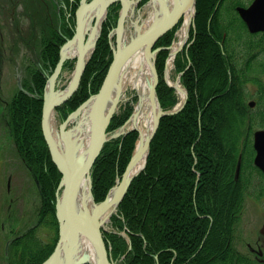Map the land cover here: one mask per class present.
I'll use <instances>...</instances> for the list:
<instances>
[{
  "label": "trees",
  "instance_id": "trees-1",
  "mask_svg": "<svg viewBox=\"0 0 264 264\" xmlns=\"http://www.w3.org/2000/svg\"><path fill=\"white\" fill-rule=\"evenodd\" d=\"M203 1L196 0L189 42L174 61L175 70L182 73L186 102L177 113L160 118L145 167L133 178L110 218L114 232L104 233L110 258L116 264H257L249 253L238 251L236 233L246 199L264 198V176L253 166L251 140L254 130L264 128V89L258 82V110L253 112L247 105V83L254 56L241 65V49L237 51L242 45L247 51L257 48L259 41L253 39L258 35L247 34L235 16L234 7L243 5L242 0ZM212 4L215 12L210 21L208 13L201 14ZM226 6L230 14L224 19ZM119 9V4L108 8L78 90L56 109L60 119L98 92L112 62L109 34L116 27ZM210 25L211 35L206 31ZM178 26L153 46V50L161 48L155 69L156 96L163 111L178 103L175 90L163 80L166 48ZM58 37L56 30L49 29L41 39L40 65L32 67L29 80L22 82L6 105V126L15 153L33 179L41 201L36 224L9 243L8 264H41L53 251L58 236L55 191L61 175L41 133L44 88L59 58ZM206 51L218 57L219 63L212 71ZM71 66L70 61L66 62L64 69ZM199 71L202 83L197 79ZM215 79L220 80V86H230L222 100H218L217 88L207 87ZM204 103L209 104L206 110ZM130 114L131 108H126L114 115L107 131L122 126ZM137 139L138 132L131 131L105 143L91 171L95 203L104 201L115 178L123 174ZM222 181L225 184L220 186ZM157 215L162 221L160 226L154 219ZM41 227L54 231L50 243L38 237Z\"/></svg>",
  "mask_w": 264,
  "mask_h": 264
},
{
  "label": "water",
  "instance_id": "water-1",
  "mask_svg": "<svg viewBox=\"0 0 264 264\" xmlns=\"http://www.w3.org/2000/svg\"><path fill=\"white\" fill-rule=\"evenodd\" d=\"M154 1L166 9L170 15L169 19L156 28H150L145 32L136 35L123 46L120 44V35L128 18L130 6L133 3L132 0H89L88 2L86 0H81L79 7L75 11L74 34L71 39L66 40L60 47L58 62L46 84L41 110L42 137L47 146L51 160L61 175L60 182L55 192V218L58 227L57 241L54 245L53 251L47 259L42 262V264H62V251L65 253L64 264H88V262L84 260L76 263L72 262V257H70V246L72 236L75 233H81L95 246L98 254V264H115L110 259L109 248L104 239L101 222L102 214L110 206V204L106 202L110 191L108 192L105 200L98 204L101 205V210H96L92 214L87 212L84 214H78L76 212V196L81 182L85 179L89 182L91 194V171L96 159L104 147V144L109 140L107 137V129L115 114L118 98L113 101L110 108L107 107L108 100L111 96L118 72L125 59L134 50L142 47H147L149 51H151L152 47L159 41V39L171 31L179 23L189 5H194L195 13L196 0H182V2L179 3L178 0H172V5H170L168 0ZM114 3H119L121 10L113 34L115 39L113 60L97 94L89 99L92 101L90 108L92 140L87 157L85 160H82L80 156H76L70 151L69 146H66V150L64 152L60 151V148L52 135L50 121L55 110L67 102L78 90L85 66L99 38L102 18L106 17L109 6ZM236 11L241 20L245 23L249 33L255 34L258 32H264V0H253L249 7H237ZM87 23H89V25L91 24L90 28H85ZM74 46L76 47L77 55L75 56V67L72 77L65 90L57 91L56 85L61 75L63 65L67 60L71 59L68 56H65L64 52L70 51ZM153 70L155 73V80L150 92L156 97L158 77L154 68V57ZM186 97L187 93L185 91L182 103L177 105L172 111L168 112L163 111L158 103L159 113L156 119L155 127L146 145V158L150 142L157 130L160 118L162 116L180 111L185 104ZM249 105L252 107L254 103L250 102ZM67 122L68 120L63 121L60 125V136L64 143L69 136L65 130ZM132 130L135 129H131L130 131ZM252 139V146L254 150L253 165L264 175V129L256 130L253 133ZM146 158L142 168L128 179L130 169L134 162V155H132L119 182V193L117 195L116 207L122 200L133 178L143 170ZM239 169L240 160L237 163L235 179L238 177Z\"/></svg>",
  "mask_w": 264,
  "mask_h": 264
},
{
  "label": "rangeland",
  "instance_id": "rangeland-1",
  "mask_svg": "<svg viewBox=\"0 0 264 264\" xmlns=\"http://www.w3.org/2000/svg\"><path fill=\"white\" fill-rule=\"evenodd\" d=\"M142 1L140 2V0H138L132 6V12L130 13V17L124 27L127 37H129L131 32H133L132 22L138 20L139 18L142 20L146 16L145 13L148 8V3L145 2L144 4H141ZM205 1L206 0L203 2L205 3ZM250 1L251 0H242V2L246 5H248ZM24 4L25 0H0V264H6L7 261L4 254L5 245L13 238L21 235L36 224L38 219V210L41 203L33 179L29 176L25 167L21 164V161L15 153L13 143L6 126V105L10 102L13 95L19 90L22 82L29 80L32 67H35L39 62L40 38L49 32V29H47L49 26L47 25L43 14L42 17L41 14L40 16L36 15V4H33L31 0L25 5ZM211 6V9L207 12L206 9H203L201 15H203V13L207 15L208 13L209 18L211 19L215 12L214 5L212 4ZM12 8H16L13 13V17H11ZM51 13L54 21L52 28L56 29L57 22L55 8L52 9ZM107 15L108 14H106V18ZM106 18L102 19V25L106 21ZM181 23L173 33L170 46L177 40L176 33L180 29ZM191 28L192 24L189 28L188 39L182 48L189 42ZM210 30L211 25L210 29L206 27V31L209 35H211ZM112 33L113 32H110L109 36L111 47L114 49L115 42ZM240 34L244 36L242 32H240ZM204 38L207 40L209 39V36H204ZM253 40L259 41L257 48L247 51L245 46L242 45L239 49H237V51H240L241 49L240 56L238 54V57H243L240 59L242 62L241 65L245 63L246 59L254 56L249 64L251 72H248V80L250 81L247 83V88L250 95L247 99V105L248 102L254 101L256 105L250 109L255 112L258 110L257 102L258 89L261 87L260 84L264 89V36L259 35ZM111 53L113 55L112 49ZM204 55L208 58L211 65L210 69L212 71V69L219 63L217 59L218 57L211 51H206ZM70 63L72 64L70 69H63V73L56 88L57 90H63L71 79L72 72L75 67V60H70ZM165 70L166 60L163 69L164 76H166ZM167 76L168 77L166 79H169L170 81L178 79V73L175 70L174 61ZM197 79L201 83L204 81L200 71ZM219 81L217 82L215 79V82L213 84L211 83L207 87L210 89L213 87L217 88L218 92H220V94H217L218 96L220 95L218 100H222L225 94L229 91L230 86H226V84L220 86L221 82ZM180 85L182 86L181 82ZM176 96L178 102H180L178 94H176ZM91 97H93V95L86 101H88ZM137 101L138 97L136 93L130 89H127L121 96L118 97L115 115H119L126 108H131V114L122 126L113 132H108V138H120L131 132V129L127 128V122L132 116L134 106ZM210 102L211 99H209L208 103L210 104ZM209 104L204 103V110H206V106ZM37 105L35 104L34 107H37ZM81 105L72 113H75L79 108L81 109ZM176 106L177 104L172 109ZM72 113H70L65 119H60L55 110L54 130L60 134V125L66 120H68V122L65 130L67 131L71 129L73 125L69 123V119ZM118 179L119 177L115 178L114 185L108 190V192L116 185ZM224 184L225 183L222 181L220 186H223ZM115 213L116 210L112 215ZM154 219L157 221L156 225L160 226V224H162L161 218L158 217V215L157 217L155 216ZM103 229L105 232H111L113 230L110 219L104 223ZM154 230H156V228H154ZM211 232L212 231L210 230V233ZM37 235L44 243H50L54 238V231L48 227H41L38 230ZM236 236L237 246L243 253L249 252L246 244L256 250L260 247L264 252V198H261L260 200L246 199L244 210L237 227Z\"/></svg>",
  "mask_w": 264,
  "mask_h": 264
},
{
  "label": "bare ground",
  "instance_id": "bare-ground-1",
  "mask_svg": "<svg viewBox=\"0 0 264 264\" xmlns=\"http://www.w3.org/2000/svg\"><path fill=\"white\" fill-rule=\"evenodd\" d=\"M171 1L172 0H168L170 5H172ZM214 1V3H216L218 0ZM179 2H182V0H178V3ZM193 13L194 5L191 4L187 8L182 19L181 27L176 33L177 40L176 42H173L172 47L170 48L166 60V78L168 77L167 75L172 67V63L177 52L182 48L188 39V32L192 22ZM145 15L144 19L140 20L139 18L138 20L132 22L133 32H131L129 37L126 36L124 30L122 31L120 35L121 46L127 44L136 35L143 33L150 28L158 27L170 17L166 9L154 0H151L148 4ZM212 18L213 15L210 21ZM90 26L91 24L89 25V23H87L85 28H90ZM64 55L69 58L75 57L77 55L75 46L70 51H65ZM154 80L155 73L153 70L152 53L147 47L136 49L122 64L114 83L111 96L108 100L107 107L110 108L113 101L121 96L127 89L133 90L138 97L132 116L127 122V128L135 129L139 134L133 151L134 162L130 169L128 179L135 175L144 164L147 154L146 145L155 127L156 119L159 113L158 100L150 92L154 85ZM167 80L170 85L175 87L179 100L182 102L184 98V90L180 85V82L178 80ZM91 103V101L85 103L81 109L70 117L69 123L72 124L73 127L66 131L69 136L65 143L60 134L54 130L55 118L53 116L50 121L51 132L54 136V140L60 148V151L64 152L66 150V146H69L70 151L74 155L80 156L82 160L86 159L92 140L90 115ZM118 193L119 182L110 190L107 197L106 202L109 203L110 206L101 216V222L103 225L110 219L116 209ZM75 209L78 214H84L85 212L92 214L96 210H101V205L95 204L92 199L87 179L83 180L78 188ZM70 254L73 263L84 260L88 262V264H98V254L95 246L81 233L73 234ZM61 258L62 264H64L65 253L63 251Z\"/></svg>",
  "mask_w": 264,
  "mask_h": 264
},
{
  "label": "flooded vegetation",
  "instance_id": "flooded-vegetation-1",
  "mask_svg": "<svg viewBox=\"0 0 264 264\" xmlns=\"http://www.w3.org/2000/svg\"><path fill=\"white\" fill-rule=\"evenodd\" d=\"M30 1V0H26L25 4ZM33 2V4H36L35 10L38 13V15L42 17H45L46 20L49 21L48 26L50 24V26H53V18H52V9L55 8V13H56V29L53 28V30H56L57 34H58V38L59 40H57L56 44H58L57 48H58V57H59V50L60 47L64 44V42L68 39H71L73 34H74V28H75V11L77 10V8L79 7L81 0H77V2H75L74 0H69V2L67 3L66 0H31ZM253 0L250 1V3L248 5L244 4L241 5L243 8H247ZM26 7V6H24ZM239 6H235L234 7V13L235 16L240 19L238 13L236 12V8ZM16 8H12V15L11 17H13V13L15 12ZM45 14V16H44ZM230 11L229 9L226 7H224L223 9V18L226 19L227 16H229ZM244 26V28L247 30V27L245 25V23L240 20ZM48 29V28H47ZM46 33V32H45ZM48 33L44 34L41 38H40V43H41V39L43 37H45ZM264 33H257L255 35H263ZM39 43V46H40ZM40 52H41V46H40ZM40 55V54H39ZM256 105V103H255ZM250 108V107H249ZM10 243V242H9ZM9 243H7L5 245V249H4V254L5 257L7 256V250L9 247ZM246 247L249 250V255L252 256V259L254 261L257 262V264H263L264 262V252L261 250L260 247H258V249H253L252 247H250V245L246 244ZM236 248L238 249L239 252H242L240 250V248L238 246H236ZM243 253V252H242ZM248 253H246L248 255ZM245 254V253H244ZM6 264H8V262L6 261Z\"/></svg>",
  "mask_w": 264,
  "mask_h": 264
}]
</instances>
